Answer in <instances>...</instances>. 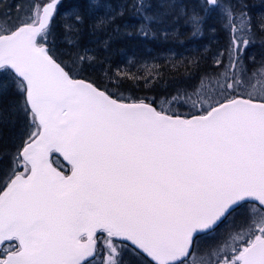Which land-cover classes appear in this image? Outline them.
<instances>
[{
    "label": "snow or ice",
    "instance_id": "obj_1",
    "mask_svg": "<svg viewBox=\"0 0 264 264\" xmlns=\"http://www.w3.org/2000/svg\"><path fill=\"white\" fill-rule=\"evenodd\" d=\"M132 7L127 35L167 37L183 19L227 43L173 91L132 99L124 80L147 86L155 66L118 69L107 85L80 76L98 61L77 43L86 17L100 47L120 35L100 38L117 18L107 3L0 13V264H264V55L247 56L264 16L222 0ZM65 9L68 62L56 48Z\"/></svg>",
    "mask_w": 264,
    "mask_h": 264
},
{
    "label": "trees",
    "instance_id": "obj_2",
    "mask_svg": "<svg viewBox=\"0 0 264 264\" xmlns=\"http://www.w3.org/2000/svg\"><path fill=\"white\" fill-rule=\"evenodd\" d=\"M37 1L38 3L42 2L41 0ZM240 1L241 4L246 5L245 11L250 14L254 23L259 19V17L264 16V10L260 2L261 0ZM98 2L107 3L117 11V18L112 29H110L109 33L100 38H107L112 32H115L117 29L119 30L120 35L112 36V39L110 40V43L112 45L111 49L100 47L96 43L97 36L93 35L90 31V25L92 24L93 19L90 16L86 17L84 30L78 37L77 43L80 46V50H91L90 54H95L98 57V61L91 66H86V70L81 72L80 76L82 78L94 81L100 85H107L109 83L108 76L115 75L118 69L124 72H131L137 76H147V70H142L143 72L137 70H127V68H125L122 61L120 60V56L118 53V51L122 50V46L126 44V41L130 36L128 35V37H123L121 33L127 34L129 32H133L138 28L139 20L134 8L132 7V4L135 2V0H98ZM179 2L191 5L193 3H196L197 0H179ZM64 3L65 5L71 3L87 5L88 0H64ZM104 11V9H99V12L101 14H103ZM121 12L123 13V15H119V13ZM181 22L184 23L183 19H181ZM60 24H62V20L59 22V25ZM255 31V41H257L262 36L260 35L258 29H255ZM190 32L191 31L188 29V26H186L185 28H181L179 33L174 32L176 37L173 38H171L169 35L167 37L160 36L159 38L151 36L148 38H144L142 36L134 35V40L136 41V43H139L141 46L148 48L150 52L159 51V56H162L164 55L163 52L169 49L175 54H172L170 52V55L158 58L151 63L149 68L155 66V72L151 77H149V83L147 86H145L143 79H141L135 86H133V81L125 79L124 89L126 90L123 91V95L132 99L143 98L145 96H158L165 91L171 92L181 83L188 81L187 69L191 68L190 62L194 59H199L201 54H206L205 51H202L199 45L200 38L198 39L197 36L194 37V39L192 36L189 37ZM57 40L61 41V43L58 44V41H56V48H60L65 52V55L59 58L68 62L70 58L68 57L67 53L70 51L75 52L77 51V48H75L72 43H69V39L64 36L63 29L60 27L59 33L57 34ZM262 40H264V37ZM214 45H221L219 48H223L224 43L221 42L213 44L212 48H214ZM186 46H191L192 50L184 49ZM162 50L164 51L162 52ZM208 66L209 65L207 63L201 61V70L206 69ZM156 73L159 74L157 75ZM196 82V77L195 75H193L189 83L195 85ZM112 90L116 91V89ZM3 134L9 135L10 133L8 130H5Z\"/></svg>",
    "mask_w": 264,
    "mask_h": 264
},
{
    "label": "rangeland",
    "instance_id": "obj_3",
    "mask_svg": "<svg viewBox=\"0 0 264 264\" xmlns=\"http://www.w3.org/2000/svg\"><path fill=\"white\" fill-rule=\"evenodd\" d=\"M222 2L231 3L232 5L241 4L240 0H222ZM260 2H261V6L264 10V0H261ZM30 3H38V1L37 0H0V13L11 12L13 19H15L18 15L21 18H24V11H27L28 5ZM16 4L22 5L24 11L17 13L15 10V7H14ZM66 11H67V9H65V12L62 13V18H58V20H57L58 28H57L56 36L59 33V22L61 20H62V23L64 22L63 17H65ZM209 24L214 25L217 27V29H219V24H218L216 18L211 19L209 21ZM185 27H186V25L183 22H181V19H180V21L178 20L171 27L169 36L171 38L176 37L174 32L179 33L181 28H185ZM206 28H207V25H206ZM188 29L191 31V29L189 27H188ZM121 34L123 37L124 36L128 37V35L126 33H121ZM191 36L194 39L192 32L189 33V37H191ZM161 37H165V36L163 34H161ZM197 37H198V39L200 38L199 45H200L202 51H205V49L207 48L211 52H215L217 50V48H219L221 46V45H214V48H215L214 49V48H212L213 44H217V43L222 42L225 45L227 43V40H228V34L224 31H221V30H218L215 33L216 38L214 40H211V41H210V35L207 31L205 32L204 35L197 36ZM134 38H135L134 35L129 36L128 40L126 41V44L122 46L123 47L122 50L118 51L119 56H120V60L122 61L125 68H127V70H133V71L137 70V71H141V72H143L142 70L146 71L150 67L151 63L154 62L156 59L161 58L163 56L170 55V52L172 54L174 53V52L170 51L169 49L165 50V51L162 50V52L164 51L163 52L164 55L159 56V53H160L159 51L150 52V50H148V48L141 46L139 43H136ZM262 39H263V37L259 38L257 41H255L254 44L250 45L249 49L247 50V56L249 58L255 57V60L257 63L261 59V56L264 55V44H262V41H264V40H262ZM56 41H58V40H56ZM59 43H61V41H58V44ZM184 49L192 50V47L186 46ZM219 49H222V48H219ZM57 55L60 58L62 56H64L65 55L64 50L57 48ZM246 63L248 64L249 68H251L253 61L251 59H248L246 61ZM203 242H207V241H203Z\"/></svg>",
    "mask_w": 264,
    "mask_h": 264
}]
</instances>
